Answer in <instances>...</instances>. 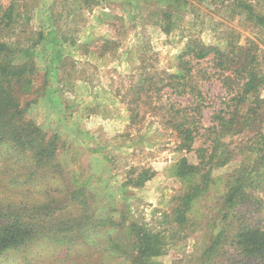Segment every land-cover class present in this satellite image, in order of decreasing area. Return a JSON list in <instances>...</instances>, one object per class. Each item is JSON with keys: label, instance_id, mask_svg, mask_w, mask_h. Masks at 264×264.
Instances as JSON below:
<instances>
[{"label": "rangeland", "instance_id": "374dc122", "mask_svg": "<svg viewBox=\"0 0 264 264\" xmlns=\"http://www.w3.org/2000/svg\"><path fill=\"white\" fill-rule=\"evenodd\" d=\"M12 4L21 16L9 32L0 33V39L21 43L34 52L32 72L26 75L32 88L25 90L27 86L18 80L14 93L28 109L27 119L49 136L59 137L62 173L55 178L51 173L48 187L63 189L67 195L76 190L72 182L76 177L91 176L93 184L82 203L75 201L74 215L87 205L97 219L146 225L170 234L173 226L161 227V214H170L174 197L185 191L170 176L171 168L183 158L197 162L196 149L207 147L215 137L207 130L216 124L219 113L227 111L234 96L225 78L234 77V90H238V79L233 71L217 68L211 55L204 60L186 57L192 59L188 66L192 72L185 94L172 88L160 93L142 91L144 82L153 78L159 88L170 83L180 67L178 57L194 41L228 50L227 42H233L244 48L243 55L237 56L239 64L245 53L255 52L264 71V29L240 14L241 4L253 5L256 14H264V0H0V9ZM101 12L110 17H102L104 25L99 27ZM50 32L71 49L60 66L52 61L53 45L45 41ZM255 106L251 99L242 106V133L224 140L235 154L214 172L224 179L221 192L242 165L252 164L253 152L264 146V106ZM249 116L252 122L247 124ZM184 123L198 128L189 152L178 148L177 126ZM145 169H152L156 176L143 187L135 186L133 180ZM256 180L251 193L255 202L264 203L261 171ZM220 197L216 191L209 192L202 202L204 215L193 216L197 227L188 229L185 239L180 240L179 233L168 242L163 264H197L210 236L223 225ZM260 210L264 225V205ZM115 235L116 227L86 232L87 249L76 253L72 263L132 264L110 251L109 238ZM73 247L61 250L57 257H66Z\"/></svg>", "mask_w": 264, "mask_h": 264}, {"label": "trees", "instance_id": "16d2710c", "mask_svg": "<svg viewBox=\"0 0 264 264\" xmlns=\"http://www.w3.org/2000/svg\"><path fill=\"white\" fill-rule=\"evenodd\" d=\"M240 8L243 11L240 14L245 13L248 20L264 29V14H256L253 5L241 4ZM16 10L13 4L6 10L0 9V33L9 32L11 24L21 16ZM100 15L99 27L104 25L102 17H110L107 13L101 12ZM56 34L50 32L45 41L53 45L52 61L60 66L71 49L64 46ZM227 45L231 50L221 45L189 42L185 53L178 57L180 67L171 76L170 83L159 88V84L150 78L142 87V91L147 89L152 93L172 88L179 95L185 94L192 72V68H188L191 60H204L211 55L217 68L223 72L233 71L238 79V90H234L231 86L234 77L225 78V84L234 96L227 111L219 113L214 118L216 124L207 130L215 137L207 147L196 149L197 162L191 163L183 158L171 168L170 176L179 180L185 191L174 197L170 214H161L160 226H173L171 233L167 234L166 230L148 229L146 225L131 223L125 226L111 219H97L90 214L87 205L80 214L74 215L75 201L79 199L82 203L87 188L93 184L91 176L84 179L76 177L72 181L76 190L67 195L63 189L52 191L48 187L47 177L53 173L55 178L56 174L62 173L58 162L59 137L49 136L34 121L27 119L28 109L13 90L14 82L18 80L27 86L25 90L32 88L26 75L32 72L33 48L0 39V159L3 161L0 166V264H73L76 253L87 249L86 232L94 230L100 233L110 227L117 228V235L109 238L110 251L130 259L132 264H163L168 242L179 233L183 235L180 240L185 239L188 237L186 231L197 227L193 216L204 215L206 206L202 202L210 191L221 194L223 225L210 236L197 264H264V225L259 217L264 203L260 200L255 202L251 193L260 171L264 176V146L253 152L252 164L249 167L242 165L227 181L222 192L220 185L224 179L214 174L230 163L235 154L230 143L224 140L242 133V106L249 99L256 104V109L264 106V99H261L264 71L260 67L259 55L249 51L239 64L237 56L243 55L244 48L235 47L230 41ZM186 57L192 59L185 60ZM15 61L25 63L18 65ZM251 122L252 117L249 116L246 123ZM177 129L181 136L178 148L191 151L198 128L184 123ZM155 176V171L145 169L133 182L135 186L143 187ZM254 204L258 208L251 210ZM71 245L75 247L68 251L66 257H57L58 252Z\"/></svg>", "mask_w": 264, "mask_h": 264}]
</instances>
